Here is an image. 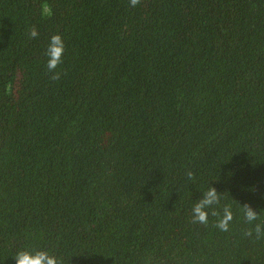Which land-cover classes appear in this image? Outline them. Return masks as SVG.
Returning <instances> with one entry per match:
<instances>
[{
  "label": "trees",
  "instance_id": "1",
  "mask_svg": "<svg viewBox=\"0 0 264 264\" xmlns=\"http://www.w3.org/2000/svg\"><path fill=\"white\" fill-rule=\"evenodd\" d=\"M212 181L264 212V0H0V264H264Z\"/></svg>",
  "mask_w": 264,
  "mask_h": 264
},
{
  "label": "clouds",
  "instance_id": "2",
  "mask_svg": "<svg viewBox=\"0 0 264 264\" xmlns=\"http://www.w3.org/2000/svg\"><path fill=\"white\" fill-rule=\"evenodd\" d=\"M131 6H136L139 0H129ZM30 35L37 37L38 32L35 28L31 30ZM65 45L60 34H54L50 37L46 48L47 68L52 71L62 62ZM59 73H55L58 77ZM191 177V173H188ZM224 192L218 191L213 185L200 191V195L191 206V221L207 226L209 217H215L214 227L220 232L227 233L232 230L233 223L237 219L246 225L243 229V235L247 237H264V212L254 210L249 204H241L233 197L235 203L228 201L224 197ZM15 264H64L63 260L50 254L48 250L24 248L15 252L13 256Z\"/></svg>",
  "mask_w": 264,
  "mask_h": 264
}]
</instances>
